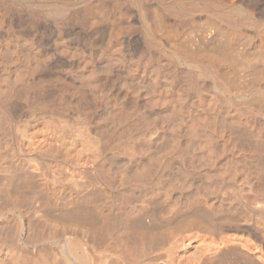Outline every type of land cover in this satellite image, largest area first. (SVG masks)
<instances>
[{
    "label": "bare ground",
    "instance_id": "obj_1",
    "mask_svg": "<svg viewBox=\"0 0 264 264\" xmlns=\"http://www.w3.org/2000/svg\"><path fill=\"white\" fill-rule=\"evenodd\" d=\"M0 264H264V0H0Z\"/></svg>",
    "mask_w": 264,
    "mask_h": 264
}]
</instances>
